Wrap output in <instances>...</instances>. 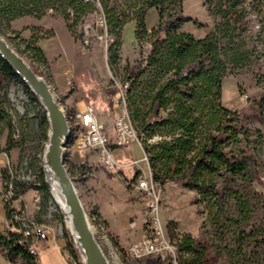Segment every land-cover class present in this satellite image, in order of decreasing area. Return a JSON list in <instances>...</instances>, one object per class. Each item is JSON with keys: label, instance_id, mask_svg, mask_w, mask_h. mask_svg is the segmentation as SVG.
Returning <instances> with one entry per match:
<instances>
[{"label": "rangeland", "instance_id": "1", "mask_svg": "<svg viewBox=\"0 0 264 264\" xmlns=\"http://www.w3.org/2000/svg\"><path fill=\"white\" fill-rule=\"evenodd\" d=\"M180 1L185 14L196 21L185 25L183 30L197 39L205 38L214 29L216 20L205 6L206 0ZM247 1L252 3L246 36L249 39L252 32L259 59L251 65L230 69L223 81L220 103L240 116L245 126L264 133V104L261 102L264 94V0ZM59 2L54 0L51 9L40 6L41 13L11 17L4 14V10L9 11L6 8L11 7V0H0V34L49 85L69 119V138L74 136L76 127L81 126L84 115H93L96 126L93 123L91 127L82 125L84 130L79 138H72L75 140L71 143L68 141L66 155L73 148L80 158H67L66 165L69 169L71 166L70 178L109 264H179L188 256L179 250L180 241L189 234L196 244L207 248L204 264H264V244L258 245L248 239L240 254L234 238L220 239V233L212 227V207L203 195L171 181L159 184L153 180L150 151L161 143L171 142L173 135L166 130L141 133L140 116L150 110V92L146 94L148 98L132 103L121 91L126 87L127 70L148 59L153 45L151 33L159 25L157 11L149 8L137 19L135 10L140 6L134 7L129 0H109L111 7L118 6L121 18L123 14L129 15L119 34V44L115 45L118 38L108 27L101 0H84L93 4V9L86 10L79 24H74L76 17L72 12L70 19H65L64 10H61L64 6ZM140 19L147 30L143 36L137 29ZM113 47L117 48L116 62H112L110 53ZM151 70L144 65L142 82L153 78ZM165 78L167 75L157 81L158 84L161 85ZM145 86H141V90H147ZM27 88L44 109L38 97ZM39 111L40 107L30 100L24 87L5 86L0 82V233L7 237L9 233L20 236L19 246L36 256L33 264H85L66 222L67 215L53 198L43 169L42 156L48 140L43 139ZM161 113L159 118L165 120L173 113V105L169 104ZM46 116L48 134L47 112ZM124 118L131 121H127L125 131L118 130L120 139H117L115 125ZM97 124L106 128L107 139L111 140L105 142L108 160L101 155L105 150L95 151L87 146L88 139L100 127ZM93 140L94 144L98 142ZM112 144L118 146L109 148ZM259 150V167L264 172V142ZM39 166L49 186L50 198L38 187ZM13 181L30 187L15 194ZM144 182L151 186L148 192ZM252 189L263 194L264 199V184H255ZM224 202L225 209L230 208L232 214L237 211L234 201ZM250 202L255 205L257 200ZM258 204L256 208L253 206L251 222L259 226L264 224L263 200ZM100 205L113 212L112 223L117 233L106 221ZM215 211L214 208L213 213ZM69 240L74 245L71 246ZM74 247L78 257L73 252ZM225 248H232L235 253ZM26 263L21 254H13L11 260L8 250L0 248V264Z\"/></svg>", "mask_w": 264, "mask_h": 264}, {"label": "trees", "instance_id": "2", "mask_svg": "<svg viewBox=\"0 0 264 264\" xmlns=\"http://www.w3.org/2000/svg\"><path fill=\"white\" fill-rule=\"evenodd\" d=\"M54 0H11L9 11L5 15L27 16L41 13L40 6L45 9L54 8ZM60 1V2H59ZM134 7L140 6L137 19L143 11L154 8L159 15L158 28L152 31L153 45L147 60L137 62L127 70L124 84L126 100L135 102L144 100L151 95V107L148 113L141 115V133L154 134L166 130L173 135L169 143H161L150 151V165L155 183L172 182L184 187L195 189L208 200L211 209L212 227L220 233V239H235L238 253L242 252V245L246 240L264 244V224L259 226L251 222L254 207L264 203L263 194L254 192L252 186L264 184V172L259 167V146L264 142L261 130H252L244 125L240 116L221 105L223 81L231 68L238 69L251 65L259 59L254 44V36L248 30L247 0H206L205 6L216 19L214 29L203 39H197L191 33L183 30L188 23L196 21L187 16L180 0H129ZM64 7L63 14L69 20L71 12L79 24L87 9H93V4L84 0H56ZM106 14L108 27L119 37L124 21L118 6L111 7L109 0H101ZM249 4V5H248ZM4 16V15H3ZM105 18V19H106ZM138 34L147 33L143 19H140ZM119 44V38L115 42ZM110 53L113 61H117V48ZM147 64L153 78L142 82L144 65ZM163 83L160 81L166 76ZM140 79V80H139ZM0 82L9 86L18 84L24 87L30 100L40 107L39 118L44 130L43 139H48V122L44 109L37 98L27 88L12 67L0 55ZM146 85L145 91L141 86ZM154 93L152 95L151 93ZM146 95V97H144ZM261 102L264 104V94ZM129 106V103H127ZM173 105V113L161 119V110ZM2 113L0 112V118ZM4 115V114H3ZM76 130L72 138H76ZM71 137V136H70ZM70 138L69 142L75 139ZM10 147L12 139L9 140ZM66 160V158H65ZM173 165V168L171 167ZM71 170V169H70ZM40 186L50 198V190L45 182L42 166H39ZM15 194L24 192L29 184L13 181ZM33 185V184H32ZM251 199L257 200L254 205ZM234 201L237 211L231 213L225 209V201ZM254 206V207H253ZM264 207V204H263ZM216 211L213 213V209ZM225 215L226 217H224ZM7 217L10 213L7 209ZM222 217V219H221ZM251 222V223H250ZM21 240L17 234L0 233V248H6L11 260L13 254H21L26 264H33L36 256L30 255L24 247H20ZM71 246L74 245L69 240ZM231 254L232 248H225ZM179 250L186 255L179 264H204L205 246L196 244L192 236L186 235L180 241ZM73 252L78 257L74 247Z\"/></svg>", "mask_w": 264, "mask_h": 264}, {"label": "water", "instance_id": "3", "mask_svg": "<svg viewBox=\"0 0 264 264\" xmlns=\"http://www.w3.org/2000/svg\"><path fill=\"white\" fill-rule=\"evenodd\" d=\"M0 55L38 97L48 114L51 134L43 154L44 172L50 186H56L65 203L71 233L85 264H109L95 239L74 183L62 164L63 147L70 134L65 114L51 96L52 91L47 82L35 74L27 61L1 34Z\"/></svg>", "mask_w": 264, "mask_h": 264}, {"label": "bare ground", "instance_id": "4", "mask_svg": "<svg viewBox=\"0 0 264 264\" xmlns=\"http://www.w3.org/2000/svg\"><path fill=\"white\" fill-rule=\"evenodd\" d=\"M16 52L18 53V51L16 50ZM27 85V84H26ZM28 86V85H27ZM126 87L124 88V90L123 91H121V95L126 99V96H125V89H127V85H125ZM51 96L55 99V101L57 102V103H59V101L57 100V98H56V96L52 93L51 94ZM61 109V108H60ZM61 111L63 112L64 110L63 109H61ZM126 111H127V109H126ZM63 113H65V112H63ZM125 113V112H124ZM124 113H123V115H124ZM128 114V113H127ZM89 116H91V118L93 119V115H91V114H88ZM129 115V114H128ZM65 116H66V120H67V124H68V126H69V119L67 118V114H65ZM94 120V119H93ZM127 121H131L130 119H128V120H126V118H124L122 121H121V123H117V125H115V130H116V136H117V139H120V132L118 133V130H123V131H125L126 130V128L127 127H124V126H127L128 125V122ZM96 124V123H95ZM131 124V126H133V123L131 122L130 123ZM85 126V127H88L84 122H83V120L81 119V126H79V127H81L80 129L81 130H79L78 131V126L76 127V137H78L79 138V136L81 135V133L83 132V130H84V127L83 126ZM100 125V124H99ZM119 126V127H118ZM70 127V126H69ZM102 127V128H101ZM101 127H98V128H96L97 129V132L96 133H94V135L90 138V139H88V143H87V146L89 147L88 149H91V150H95L96 151V149H98V148H102V150H105L104 152H102L101 153V155H102V157L104 158V159H106V160H108V157H106V148H107V144L105 143V142H109L110 143V141L111 140H108L107 139V134H106V128L101 124ZM104 127V128H103ZM101 130H102V135L100 134L101 133ZM51 131H49L48 132V138H49V136H50V133ZM70 136H71V134H69ZM130 136V138H131V135H129ZM93 138H95V140L97 139V143L96 144H94L92 141H94L93 140ZM48 140V139H47ZM70 140V138L68 139V141ZM68 143V142H67ZM67 143L65 144V146L63 147V154H62V158H63V166L65 167V169H66V171H67V173L69 174V176L71 177V173H70V169L67 167V165H66V160H65V155H66V153H68L69 151L67 150ZM118 145L117 144H112V145H110L109 146V148H115V147H117ZM44 151H45V149H44ZM109 158H112V157H109ZM43 160H44V158H43V156H42V164H44L43 163ZM43 169H44V165H43ZM73 182V181H72ZM144 184H145V187H146V190H147V192L151 189V186H148L147 185V183H145L144 182ZM51 188H52V192H53V198H55V200H56V202H57V205L61 208V209H63L64 210V212H65V214L67 215L68 213H67V209H66V207H65V203H64V201H63V199H62V197H61V195H60V193H59V191L56 189V186L54 185L53 187L51 186ZM155 198V197H154ZM156 199V198H155ZM154 199V200H155ZM88 217V216H87ZM89 221V220H88ZM67 224H69V226H70V222H69V218L67 217ZM91 227V226H90ZM70 228V227H69ZM105 229V228H104ZM43 234L45 235V232H43Z\"/></svg>", "mask_w": 264, "mask_h": 264}, {"label": "crops", "instance_id": "5", "mask_svg": "<svg viewBox=\"0 0 264 264\" xmlns=\"http://www.w3.org/2000/svg\"><path fill=\"white\" fill-rule=\"evenodd\" d=\"M73 110V109H72ZM76 152H75V150L72 148L71 150H70V153L68 154V155H66V162H67V158L70 160H72L73 158H80V155L79 154H76ZM85 163V162H84ZM70 167V169H71V166H69ZM101 206V205H100ZM101 210H102V214H103V216L105 217V219H106V221H108L109 222V224L111 225L110 227H111V229L114 231L115 230V224L114 223H112V211H109L106 207L104 208V207H102L101 206ZM114 232H116L117 233V231L115 230Z\"/></svg>", "mask_w": 264, "mask_h": 264}, {"label": "built area", "instance_id": "6", "mask_svg": "<svg viewBox=\"0 0 264 264\" xmlns=\"http://www.w3.org/2000/svg\"><path fill=\"white\" fill-rule=\"evenodd\" d=\"M83 122L89 127H91V126H93V124H94V126H96V124L94 123V120L91 118V116H89L88 114L87 115H84L83 116ZM93 123V124H92ZM97 125H99V124H97ZM100 126V125H99ZM101 127V126H100ZM102 128V127H101ZM91 132V131H90ZM142 247V246H141ZM148 247V246H147ZM138 249H140V248H138ZM136 251V250H135ZM138 251H140V250H138Z\"/></svg>", "mask_w": 264, "mask_h": 264}]
</instances>
